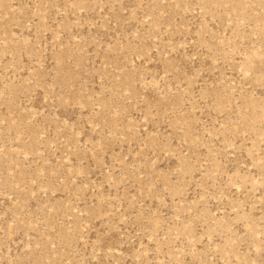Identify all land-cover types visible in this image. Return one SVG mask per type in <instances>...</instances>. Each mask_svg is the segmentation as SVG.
Wrapping results in <instances>:
<instances>
[{"label": "rangeland", "instance_id": "374dc122", "mask_svg": "<svg viewBox=\"0 0 264 264\" xmlns=\"http://www.w3.org/2000/svg\"><path fill=\"white\" fill-rule=\"evenodd\" d=\"M0 264H264V0H0Z\"/></svg>", "mask_w": 264, "mask_h": 264}]
</instances>
